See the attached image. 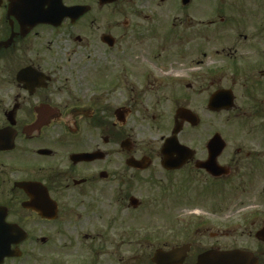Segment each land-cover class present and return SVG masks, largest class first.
Listing matches in <instances>:
<instances>
[{
  "label": "flooded vegetation",
  "instance_id": "af4514ba",
  "mask_svg": "<svg viewBox=\"0 0 264 264\" xmlns=\"http://www.w3.org/2000/svg\"><path fill=\"white\" fill-rule=\"evenodd\" d=\"M236 250L264 264V0H0V264Z\"/></svg>",
  "mask_w": 264,
  "mask_h": 264
},
{
  "label": "water",
  "instance_id": "95a60500",
  "mask_svg": "<svg viewBox=\"0 0 264 264\" xmlns=\"http://www.w3.org/2000/svg\"><path fill=\"white\" fill-rule=\"evenodd\" d=\"M211 141V144L215 145L218 141V138L215 137ZM167 142L171 144L172 142H174V139L169 138L167 139ZM169 144L165 146V148L168 150L171 149V146ZM168 164L169 163H165V165ZM247 256V253H243L237 250L224 253H209L203 255L199 259L198 264H248L249 259Z\"/></svg>",
  "mask_w": 264,
  "mask_h": 264
}]
</instances>
